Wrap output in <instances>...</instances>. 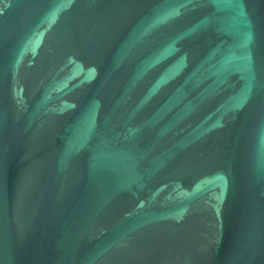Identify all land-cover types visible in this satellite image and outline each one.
Returning <instances> with one entry per match:
<instances>
[{
	"label": "water",
	"instance_id": "95a60500",
	"mask_svg": "<svg viewBox=\"0 0 264 264\" xmlns=\"http://www.w3.org/2000/svg\"><path fill=\"white\" fill-rule=\"evenodd\" d=\"M0 264H264V0H0Z\"/></svg>",
	"mask_w": 264,
	"mask_h": 264
}]
</instances>
